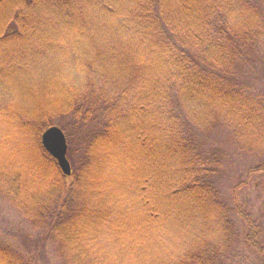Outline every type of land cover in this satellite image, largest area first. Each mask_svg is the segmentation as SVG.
Returning <instances> with one entry per match:
<instances>
[{
	"label": "trees",
	"instance_id": "16d2710c",
	"mask_svg": "<svg viewBox=\"0 0 264 264\" xmlns=\"http://www.w3.org/2000/svg\"><path fill=\"white\" fill-rule=\"evenodd\" d=\"M0 8V122L12 120L37 157L21 151L17 165L0 166V201L23 222L10 229L0 219V264H264V0H0ZM31 79L53 109L29 90ZM63 116L69 125L54 121ZM221 124L248 158L231 190L226 150L210 142ZM54 126L67 138L70 177L42 145ZM108 148L126 161L121 174L152 163L109 184L112 197L90 181ZM124 191L134 212L108 218L136 222L126 244L101 217ZM250 191L255 199H243Z\"/></svg>",
	"mask_w": 264,
	"mask_h": 264
},
{
	"label": "rangeland",
	"instance_id": "374dc122",
	"mask_svg": "<svg viewBox=\"0 0 264 264\" xmlns=\"http://www.w3.org/2000/svg\"><path fill=\"white\" fill-rule=\"evenodd\" d=\"M1 9V8H0ZM248 15L245 14V17H247ZM250 18V16H249ZM262 57L264 58V51L262 50ZM62 74V80H65V84L68 85L69 82V77L67 75V73L63 74V72H61ZM41 77L43 79H45L44 74H41ZM52 83V82H51ZM26 85L28 86L30 91H36L37 93L35 94V96L38 98L39 101H46L47 103H49V109H53L52 106L54 105L51 102L50 96L47 94L46 90H43L40 86H38L37 83H35L32 79L30 81H28L26 83ZM59 90H61V93H65L66 91L70 90V86H65L62 85L61 87L59 86ZM61 95V94H60ZM140 95V94H138ZM63 98V95H61ZM68 96L65 97V100H68ZM245 103V102H243ZM0 104L5 105L6 107V100L3 98V96H0ZM57 104V103H56ZM8 105V104H7ZM20 105V103H19ZM10 105L5 109V113H7V111L9 110ZM21 108V106L18 105H14L13 108ZM240 109V108H238ZM11 110V109H10ZM17 111V110H16ZM19 113H22V108L19 110V112L17 111L16 113V118H18ZM15 118V119H16ZM57 121L56 124H60L61 121L63 122L64 125H69L70 123V119L67 117H62L61 120H54ZM237 122V121H236ZM53 123V122H52ZM54 124V123H53ZM241 123H239L240 125ZM7 125L9 127H7ZM58 126V125H57ZM55 126V127H57ZM60 128V127H59ZM72 130V129H71ZM72 133V131H71ZM82 134L85 135V132H83ZM80 133H78L76 130H74V136L75 138H81L80 137ZM212 141V144L215 146H221L224 147L226 151H223L224 153L222 154L223 158L225 159V166L224 168L226 169V176L224 177V186L226 187V189L231 190L230 187L236 183V180L239 176L238 173L243 171L244 165L247 161L246 157L243 156L242 154H240L236 149H237V145H236V139H235V135L233 133V130L231 129L229 124H221L220 128H218L217 132L215 133V135L210 138V142ZM2 144V145H1ZM155 144V143H154ZM18 150V151H17ZM0 151L2 153H4L5 156H8L7 161L2 162V160H0V166L3 164H10L11 165H17V162H20V160H22L23 155L27 154V156H29V158L31 160L36 161L37 157L34 153L33 150H31V145H29L28 143H26V135L23 134V132H21L18 129L15 128L14 122L12 120H10L7 123H2L0 122ZM15 151V152H14ZM21 151L24 152L21 153ZM111 150L110 148H108L107 150L104 151V154L108 157L107 161L105 162V165L103 167V171L101 172V174L99 176H95L94 179L90 180L91 183L97 184L99 185V192H103L106 193L108 196L112 197L113 194L116 192L115 188L113 186H109V184H111L112 182L124 185L126 184V182H128L129 179H134L135 175L133 173L134 170H142L145 171L147 169H151V162L149 160L141 163L138 165V163H134L133 166L134 167H130V175L126 174L125 172L123 174H121L119 172L120 169L123 168V166H127L126 161L120 158H116V159H112L111 156H109ZM79 156L81 155V151L77 153ZM117 156V155H115ZM6 159V158H5ZM131 166L132 163L130 162ZM136 168V169H135ZM140 168V169H139ZM154 168V166H153ZM16 169V167L14 168ZM6 170V169H4ZM13 170V169H12ZM154 172H161L158 171L159 168L155 167ZM23 172V174H27L28 170H27V166L23 167V170H21ZM151 171V170H150ZM146 172V171H145ZM4 176V175H3ZM5 179V178H4ZM104 184H108L107 188H103L101 187V185L103 186ZM126 191V190H125ZM123 193V195L121 197H119L118 200H116V202L113 199L111 204H106L105 201L101 202L102 204H106L105 206V214H103L101 217L105 220L106 223H109V225L111 224V226H108V230L105 228V232H118L119 234H122V237L125 238L126 240L123 239V243H132L134 242L136 239L133 238L136 232V222L131 218H124V217H119L118 220L115 218L114 220L108 218V215L112 214V211H119L120 213H129L130 210L133 211L132 206L129 208V205H127L126 203H122L120 198H124V200L128 199V197L126 196L127 192ZM24 198H27V195L24 196ZM243 199H255V195L252 194V192H248L247 194L242 195ZM29 198V197H28ZM29 202V201H27ZM206 210V209H205ZM134 212V211H133ZM208 212V210L206 211ZM206 212L204 214H206ZM114 214V213H113ZM113 216V215H112ZM176 216V215H174ZM140 217V216H138ZM0 219L4 220L3 222H5V225L8 227L10 226V229H14L15 227H20L23 226V222H22V218L20 217V215L17 213L16 210H14V208L5 201H0ZM139 219V218H138ZM166 221V220H164ZM180 224L183 222L179 221ZM100 226L102 225L101 222H95V224ZM166 224V222H162L161 224H159V226L164 227ZM158 226V227H159ZM158 227H154V231L156 234H161L159 232V229H157ZM147 230V228H146ZM153 232V231H152ZM129 234V235H128ZM97 236H95L96 238ZM13 240V239H12ZM114 250V248H113Z\"/></svg>",
	"mask_w": 264,
	"mask_h": 264
},
{
	"label": "water",
	"instance_id": "95a60500",
	"mask_svg": "<svg viewBox=\"0 0 264 264\" xmlns=\"http://www.w3.org/2000/svg\"><path fill=\"white\" fill-rule=\"evenodd\" d=\"M41 139L46 152L57 161L63 174L70 177L72 169L67 158L68 144L64 132L59 127H51L43 133Z\"/></svg>",
	"mask_w": 264,
	"mask_h": 264
}]
</instances>
